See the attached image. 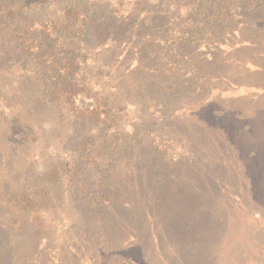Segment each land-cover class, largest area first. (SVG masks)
I'll use <instances>...</instances> for the list:
<instances>
[{
  "label": "rangeland",
  "instance_id": "1",
  "mask_svg": "<svg viewBox=\"0 0 264 264\" xmlns=\"http://www.w3.org/2000/svg\"><path fill=\"white\" fill-rule=\"evenodd\" d=\"M226 2L0 0V264H264V41L248 47L237 20L215 69L181 57L188 47L212 56L213 44L187 33L222 25ZM40 41L43 52L67 45L77 89L47 87ZM194 77L209 89L167 107L153 100ZM97 106L103 129L87 118ZM113 137L123 146L111 148Z\"/></svg>",
  "mask_w": 264,
  "mask_h": 264
},
{
  "label": "trees",
  "instance_id": "2",
  "mask_svg": "<svg viewBox=\"0 0 264 264\" xmlns=\"http://www.w3.org/2000/svg\"><path fill=\"white\" fill-rule=\"evenodd\" d=\"M212 2H214V0H212ZM221 6L224 9L220 13V15L223 16L222 21L224 23L222 25L218 24L216 26V28L213 27L214 29H212V27H211L212 21H203L201 23V24H204L205 27L210 26L211 36L217 37L214 41H211L209 39H205V36H204L205 34L202 32V31H204L203 28H205V27H203V28L197 27L198 29L196 28L193 31L189 30V32L187 33L190 35L197 34L195 39H199V37H200V39L206 40L209 43L214 45V47H213L214 51H213L212 56L208 55V52H204V51L197 52V51H195L196 48L194 50H191L192 47L185 48V50L181 53V57H182V59H184L185 62L191 61V63H192V60L197 59L195 61V65L198 66L197 69L199 68V66L202 67L203 65L206 67H209V69H212L213 67L219 66V64L223 61L222 58L218 57V56H220L219 53H222V43L223 42L221 39L224 38L225 34L230 35L228 29L231 28V26H236L235 22H237V20L242 22L243 27L241 26L239 29L241 31V34L246 32V28H248V30H249V34L247 35V39H245V41H248V45H247L248 47H252L255 49V47H258V45L264 41V37H263V35H264V0H235V1H232L231 3H230V1L227 0V2ZM230 8H232L231 11L229 10ZM209 12L211 14V16H209V17L216 15V13H214V11H209ZM214 19L217 21L216 18H214ZM251 32H253V35L255 34L256 36H259V38L251 37L252 36V34H250ZM78 33L82 36L86 35V33L82 32L81 29L80 30L78 29ZM33 35L35 37H34V39H32V41L30 43H38V41L41 38H43L42 35L39 34L38 32H36V34H33ZM242 35H246V33L242 34ZM85 38H87V36ZM219 41H221V42H219ZM27 44H28V41H27ZM46 45L47 44H45L43 42L40 43L39 47H41L40 48L41 52H40V55L38 56V58L40 60H45V61H48L49 63H51L49 65H44V63L42 61H40V63H39V70L44 71L43 80L47 84V87H49V89H53V92H56V89L59 88V86H64L66 84H72V87L74 89H77L78 86L74 82V79H70L73 77L69 73V68H74V64H77V61H76V59H73L72 57L71 58L65 57L67 45L64 43L61 44V43L54 42V43L48 45L47 50H45V52H43L42 50L45 49ZM77 46H78V44L76 43L75 47L73 48L75 53H79V51H80ZM171 46H172L171 52L172 51L175 52L173 57L175 58L174 61L176 63L179 61V59L177 60V57L179 56V54L176 55L178 46H180V48L183 46H182V44H178V43L176 45L173 44ZM243 46H245V45H243ZM27 47H29V46L27 45ZM50 52H52V53L53 52L54 53L59 52V54H61V58H62V61L64 63H60L59 54L54 55ZM195 53H198L199 56H195L194 55ZM66 59H68V61H66ZM69 59L71 62L69 61ZM223 63H224V61H223ZM181 68L186 71V67H182L181 65H175V66L173 65V67H171L169 69V71L181 72V71L177 70V69H181ZM202 69L203 68H201V70ZM213 69H215V68H213ZM257 70L261 72V75H263V72H264L263 66L260 65L259 67H257ZM198 73L195 72L194 76H196ZM200 78H202V77H200ZM68 79H70L72 82L71 81L69 82ZM208 79L209 78L207 77V79L204 80L202 83H200V85H199V81L198 82L195 81V77L192 80L191 79L187 80L186 81L187 86L184 87V90H181V89L177 90L176 84L167 86L165 88H162L159 92H157V94L153 95V100L156 102V104L160 103L161 105H165V107H167L168 105H172L174 102H176L178 100V96L175 94H177L179 92H181V94H182L183 91L187 92V93H191L192 91L197 90L198 92L202 93V92H205L206 90H208L209 89L208 86L210 84ZM73 82H74V84H73ZM179 82H181L180 86H183L184 82L181 79H179L177 81V85ZM78 85H80V84H78ZM143 93H145V92L143 91L142 94ZM52 96H54V93L52 94ZM205 99H206V96H204V101H206ZM97 101L99 102L98 99H97ZM63 102H67V104H68L67 107H69V109L73 112V114L80 117L81 114L79 112H82V110L79 107L80 105L78 106V104H77V97H76L74 91L69 92V93H67V91H65ZM79 103H81V106L87 105V101H85V99L84 100L80 99ZM212 104H213L212 100H208L206 103L201 104L198 108H196V110L201 111V112L204 109L208 110V109H210ZM230 109L232 111H229V112L226 111L224 114L216 113V115L214 117L216 119H222V117L229 119V117L231 116V113H233V111L236 110L233 108H230ZM191 111L196 113L194 110H191ZM102 112L103 111L99 110V106L92 107V110L91 109L88 110L89 117H87V118H88L90 125H93V126L95 125L97 127L99 126L100 129L105 128L103 126V124L105 123L106 119L108 120V117L106 119L100 120V114ZM234 112H235V114L238 113L237 111H234ZM200 116H202V115L200 114ZM203 118H205V117H203ZM204 120L206 121V119H204ZM85 121L86 120H84L83 122H85ZM88 121L85 123V125L88 124ZM82 124H84V123H82ZM128 133H132V132H128ZM138 133H139V130H137V134ZM91 136L93 137L94 134H90L89 137H91ZM127 136H128V134H125V136H123V137H127ZM123 137H113L111 139V142H109L111 148L122 147L123 145H120V143H118L117 139H122L124 141ZM259 138L261 139V143H259L258 146H261L264 139H262V137H259ZM136 139H137V137H136ZM143 139H144V137H141V139H137L138 143L142 144L144 142ZM153 142H150L149 146L154 147L156 149L157 147L154 146ZM192 146H194V145H192ZM255 146H252L251 148H253L252 152L254 151V153H253L254 158H258L259 154H258V150ZM259 149H260V147H259ZM100 153L102 154V152H100ZM142 209H145V207H142ZM89 210L90 211L93 210L97 213H103L106 211V207L103 205L102 206L101 205H94L92 208H89ZM134 242L135 243H131V244L132 245L136 244V246H138L137 248H143L144 247L143 244H141L140 242H138V241H134ZM128 248L131 249V247H129V246H128ZM0 251H1V247H0ZM92 258L94 260H97V257H94L93 254H92Z\"/></svg>",
  "mask_w": 264,
  "mask_h": 264
}]
</instances>
